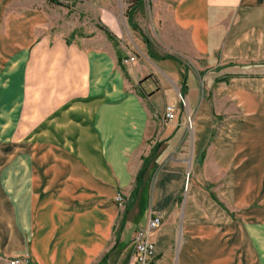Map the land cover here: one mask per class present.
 <instances>
[{"label":"crops","instance_id":"obj_1","mask_svg":"<svg viewBox=\"0 0 264 264\" xmlns=\"http://www.w3.org/2000/svg\"><path fill=\"white\" fill-rule=\"evenodd\" d=\"M59 2L0 0V71L25 68L26 99L42 98L30 150L9 157L0 183V264H129L131 238L152 213L163 221L151 236V264H205L213 245L223 264H232L235 247L220 242L235 239L240 222L226 217L208 190L216 181L215 194L235 213L242 196L251 201L263 183L264 80L238 75L215 88V109L234 115L215 128L189 65L218 73L264 61V0H148L144 12V0ZM135 7L143 40L133 39L138 57L124 79L98 26L119 39L125 11ZM123 81L138 84L142 95L125 92ZM166 105L176 108L173 122L163 119ZM244 114L254 115L246 131ZM149 141L153 158L136 183ZM147 195L136 221L135 205Z\"/></svg>","mask_w":264,"mask_h":264},{"label":"rangeland","instance_id":"obj_2","mask_svg":"<svg viewBox=\"0 0 264 264\" xmlns=\"http://www.w3.org/2000/svg\"><path fill=\"white\" fill-rule=\"evenodd\" d=\"M131 8V7H129ZM139 8H134L132 10L125 11L124 14V24L126 32L123 36H120L119 39L114 36V40H109L115 49V52L119 56V64L116 70H119L122 76L125 79L127 78L126 71L129 70L131 67H126L122 65L121 59L123 56L128 54V56L133 55L138 57L137 49L134 47L133 39L143 40L142 36L138 32V28L136 25L135 15ZM143 10H149L148 7V0H144L142 12ZM143 16V15H142ZM142 21L145 22V18H142ZM131 24H134L131 27ZM100 27V26H98ZM82 37H85V34H82ZM107 37V36H106ZM144 42V41H143ZM152 51L157 52L155 49ZM158 53V52H157ZM158 54L164 55V52L159 51ZM216 68L203 66L200 67L199 64H195L194 66L189 65V73L191 76L193 75L196 77V88L198 90V102L201 101V98L205 101H208L210 109L212 111L213 117V125L216 126L223 122L225 119L227 121L233 120V114L231 116H224L220 115L218 111L215 109L214 102H213V91L217 87H221L224 84H229V80L233 78V76L238 77V75L242 79H254L257 78L259 81L264 80V61L260 60L257 64L254 62L249 61H241V64H238L235 67H232L229 71H220L214 72ZM181 70L185 72L187 67L181 66ZM25 68H23L21 73L15 74L14 71H10L9 68L1 69L0 71V183L4 180L5 173L10 169V162L9 157L11 155L19 154L23 158L26 156L27 151L30 150V147L26 145V140L31 137L33 128H37V120L41 118V106H42V98L37 97L34 99H26V84H25ZM158 77V75H156ZM192 76V77H193ZM146 78H150V81H154L156 83L155 75H149ZM159 78V77H158ZM129 82V81H128ZM125 84V82L123 81ZM153 85V83H151ZM164 84V83H162ZM126 85V84H125ZM153 87V86H152ZM34 89L37 90L35 86ZM143 89L147 91L148 86L143 85ZM124 91L129 92H138L142 95V91L139 89L138 84L130 83L129 87L126 85ZM148 92V91H147ZM40 94V93H39ZM183 100V99H182ZM31 104H34V110H27L31 109ZM185 104V103H184ZM185 107L180 105L179 96H178V109L183 110ZM38 108V110H35ZM217 108V105H216ZM33 112V114H32ZM182 112V111H181ZM233 113V110H231ZM164 114V113H163ZM237 116V112H236ZM254 115H242L243 119V131L250 130L251 126L249 121L253 118ZM194 115L189 113L186 115L185 122L188 123L189 126L193 123ZM34 120V121H33ZM165 121V120H164ZM166 122V121H165ZM169 123V122H167ZM40 123H38L39 125ZM191 130V128H189ZM215 132V131H214ZM149 143V147L146 151V156L142 157V167L141 170L143 171L144 167L147 165L148 161L152 160L153 158V150L155 142ZM150 148V151H149ZM243 149V148H241ZM243 160V157H241ZM242 162V161H241ZM262 165V164H260ZM140 170V171H141ZM139 171V172H140ZM216 181L209 185V196L211 200L219 205L221 209L224 210L226 217L230 219H235V221L240 222V226L236 228V238L230 239L227 238L225 242H220L222 248L224 245L227 250L229 245H233L235 247V254L233 252L230 254L233 256V260H231L232 264H264V210L262 209V194H264V181L259 184L258 191H254V197L251 201L246 200L244 196H242V203L240 206L236 208V212L230 211L225 202L219 199V197L215 194L216 190ZM185 191V187L184 190ZM207 191V190H206ZM131 195L127 197V203L131 200ZM147 196H141L138 202L135 205L133 216L136 221L142 220L146 213V208L148 207L149 200ZM116 202V201H115ZM125 202V201H124ZM117 203V202H116ZM126 203V204H127ZM264 204V203H263ZM118 205V204H117ZM264 207V205H263ZM118 208L124 211V206ZM235 216V217H234ZM119 220L115 224L114 228V236L116 237L119 226ZM155 233V232H154ZM153 233V234H154ZM229 236V235H227ZM217 244V242L215 243ZM125 246V245H124ZM205 246V245H203ZM207 249L210 247L206 244ZM212 253L208 252L205 264H223V260H221L222 253L215 250L214 245L211 246ZM224 252V250H223ZM197 253H200L199 250ZM225 253V252H224ZM226 255L228 253L226 252ZM193 261V260H192ZM191 261V262H192Z\"/></svg>","mask_w":264,"mask_h":264},{"label":"built area","instance_id":"obj_3","mask_svg":"<svg viewBox=\"0 0 264 264\" xmlns=\"http://www.w3.org/2000/svg\"><path fill=\"white\" fill-rule=\"evenodd\" d=\"M136 61L134 56H127L123 59L124 66L132 64ZM180 105L184 106V101L179 97ZM176 117V108L173 105H166L164 108L163 119L166 122H173ZM189 126V120L187 123ZM115 201L119 206H124L125 202L121 195H117ZM162 216L160 214L152 213L149 215L145 224L139 227L133 234L130 241L131 256L129 264H151L155 259V248L151 236L158 231L162 226ZM26 258L14 259L10 264H26Z\"/></svg>","mask_w":264,"mask_h":264},{"label":"trees","instance_id":"obj_4","mask_svg":"<svg viewBox=\"0 0 264 264\" xmlns=\"http://www.w3.org/2000/svg\"><path fill=\"white\" fill-rule=\"evenodd\" d=\"M45 1L52 5L61 6V3L59 2V0H45ZM99 29L104 32V34L107 36L109 40H114V36L107 29H105L104 27H99ZM142 174H143V171L141 170L136 177V183L140 181ZM135 192L136 191L134 189L131 194V197H135V194H136Z\"/></svg>","mask_w":264,"mask_h":264},{"label":"bare ground","instance_id":"obj_5","mask_svg":"<svg viewBox=\"0 0 264 264\" xmlns=\"http://www.w3.org/2000/svg\"><path fill=\"white\" fill-rule=\"evenodd\" d=\"M249 176V175H248Z\"/></svg>","mask_w":264,"mask_h":264}]
</instances>
